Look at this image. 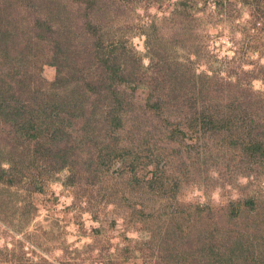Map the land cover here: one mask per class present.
Returning <instances> with one entry per match:
<instances>
[{
  "label": "rangeland",
  "instance_id": "374dc122",
  "mask_svg": "<svg viewBox=\"0 0 264 264\" xmlns=\"http://www.w3.org/2000/svg\"><path fill=\"white\" fill-rule=\"evenodd\" d=\"M0 17L12 24L0 74L28 69L27 102L55 80L53 55L66 80L94 85L109 57L126 112L110 141L126 155L110 166L103 140L75 133L84 120L64 163L0 119V264H224L231 251L264 264V174L226 127L189 128L204 113L221 127L239 104L264 112V0H0Z\"/></svg>",
  "mask_w": 264,
  "mask_h": 264
},
{
  "label": "trees",
  "instance_id": "16d2710c",
  "mask_svg": "<svg viewBox=\"0 0 264 264\" xmlns=\"http://www.w3.org/2000/svg\"><path fill=\"white\" fill-rule=\"evenodd\" d=\"M43 24L44 29L50 27L46 23ZM10 25L12 24H6L4 17H0L1 51H7L10 48L7 45V40L11 37ZM39 27L40 24L33 27L34 30H38L36 34L40 36L39 38L37 36V39L43 37L40 34ZM26 34V32L23 33L28 39H33V35L28 34L27 36ZM58 59V56L53 55L46 61V64H52L57 67V76L54 81L49 83L50 88L46 96L43 92L41 95L40 91L36 89L30 94V102L23 98L24 92L31 90L28 87L29 83H25L26 79H30L27 74L28 69H21V71L11 69L12 71H7L5 75H9L10 81H7L6 77L0 74V119L9 125V131L12 132L14 139L22 140L19 141L22 143L26 140L35 141L37 146H40L38 150L47 152L48 157L49 155L53 157L55 154H61L64 157V163L70 160L68 152L72 148L71 140L74 126L79 123L80 119L84 120L83 124L75 130V133L83 130L89 137L92 136L95 141L100 139L102 142L103 140V143L98 146H102L99 152L102 159L107 160L104 163L110 166L117 156L124 157L126 155L122 147L117 145V142L114 140L110 142L111 139H116L117 130L123 127V117L126 113L121 107L123 101L119 98L120 92L112 89L116 85V81H118V70L121 65L111 62L109 57L103 58V63L107 66L109 73L101 79L100 83L94 85L89 83L90 78L86 75L66 80ZM41 68L40 65L38 74ZM14 72H23L25 77H20L17 83L12 80L16 76ZM19 83H25V86L20 87L18 90L15 85ZM87 83H89L88 86L94 88L93 92L97 94L91 101L90 107H88L90 108L88 113L85 102L89 100L90 93L88 87L87 89L84 88ZM96 88L97 90L95 91ZM101 89H108L109 92H102ZM246 104L236 106L237 112L234 111V108H231L229 110L231 114L226 113L222 119L221 127L214 124L213 115L204 113L199 119L201 125L206 126L195 127L196 124L192 121L189 128L191 132H196L197 130L202 132L204 129H216L222 132L226 127L224 135L229 138L227 145L239 150L246 164L250 166L256 165L255 171L264 174V112L257 116L250 111V107L246 106ZM209 124L212 126H208ZM174 129L176 130L177 128ZM102 131H105V135H103ZM170 133L171 138L178 136V133L174 130H171ZM179 133L186 134L184 131ZM16 143L13 149H18ZM74 146L76 147V145ZM57 155L54 158H57ZM7 159H11L13 163L16 162L13 154H10V158ZM247 203L252 204L253 201L249 200ZM231 208L234 212L235 206H231ZM238 245L243 249V243ZM221 254L222 256L220 255V257H222L224 264H233L232 261L237 260L236 258L239 257L235 251ZM262 261L264 260L262 259Z\"/></svg>",
  "mask_w": 264,
  "mask_h": 264
}]
</instances>
